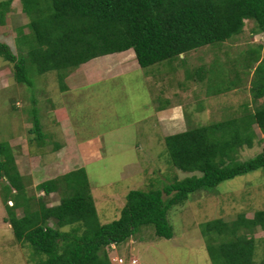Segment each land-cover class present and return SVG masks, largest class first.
Wrapping results in <instances>:
<instances>
[{
    "label": "rangeland",
    "instance_id": "1",
    "mask_svg": "<svg viewBox=\"0 0 264 264\" xmlns=\"http://www.w3.org/2000/svg\"><path fill=\"white\" fill-rule=\"evenodd\" d=\"M30 20L24 0H13L0 26V43L19 55V30L22 27L30 34ZM254 26L253 21H246L243 34L233 42L189 52L186 62L166 61L142 68L132 51L112 65L106 58L94 59L69 73L74 75L65 80L69 87L65 92L59 71L40 74L34 70L30 87L17 80L14 64L0 57V143L11 148L28 195L36 202L45 198L49 207L56 205L65 192L48 197L38 186L85 167L101 222L107 224L120 218L130 191L162 189L174 179L192 176L173 167L165 138L222 120L226 114L238 116L243 104L255 106L249 91L251 71L241 60L223 64L227 50L241 51L264 41V35L252 36ZM256 66L253 64V71ZM198 69H207L202 70L203 83L189 76L198 75ZM213 77L223 82L219 96H215ZM228 77L236 83L241 80V88L229 92ZM36 121L43 127L42 137L32 132ZM255 129L259 137L252 148H241V162L264 151L263 135L258 126ZM4 184L9 182L0 181V264H34L39 259L36 251L19 242L5 221ZM259 210H264V168L226 180L215 190L192 194L169 212L175 232L172 239L158 237L153 226H145L128 242L110 250L112 264H121L115 258L123 259V264H133L132 260L136 264H214L202 224L217 218L232 223L243 212L251 218ZM17 213L22 216L23 209ZM255 237L263 243L264 230L259 228ZM263 257L264 247L257 245L255 264H261Z\"/></svg>",
    "mask_w": 264,
    "mask_h": 264
},
{
    "label": "trees",
    "instance_id": "2",
    "mask_svg": "<svg viewBox=\"0 0 264 264\" xmlns=\"http://www.w3.org/2000/svg\"><path fill=\"white\" fill-rule=\"evenodd\" d=\"M12 3L0 1V26ZM24 11L31 19L30 34L22 27L19 30V55L0 43V57L13 63L17 80L30 87L34 70L59 71L62 92L69 89L65 80L72 70L103 56L133 49L139 65L148 68L166 61L186 62L189 52L231 43L243 34L246 21L255 24L252 36L264 35V0H24ZM237 50H227L223 64L241 60L251 71L249 91L255 106L243 104L238 116L226 114L222 120L167 136L171 164L193 175L174 179L162 189L130 191L120 218L110 223L101 222L85 167L38 186L48 197L65 192L49 207L45 198L37 203L28 195L11 148L0 143V181L9 182L2 192L8 212L5 221L19 242L36 251L39 259L34 264H112L110 247L128 242L145 226H153L158 237L172 239L169 212L173 207L198 191L215 190L226 180L264 168V151L250 160H238L241 148H252L259 137L255 126L264 141V41ZM253 64H257L254 71ZM202 70L207 69L189 76L203 83ZM236 73L241 75L239 69ZM213 79L219 96L222 81ZM231 80L229 92L241 88V80ZM40 125L36 121L32 131L38 137L44 134ZM18 209H23L22 216ZM247 215L241 213L232 223L217 218L202 224L214 264H255L257 245L264 247V240L259 244L255 237L259 228L264 230V210L251 218Z\"/></svg>",
    "mask_w": 264,
    "mask_h": 264
},
{
    "label": "crops",
    "instance_id": "3",
    "mask_svg": "<svg viewBox=\"0 0 264 264\" xmlns=\"http://www.w3.org/2000/svg\"><path fill=\"white\" fill-rule=\"evenodd\" d=\"M129 51H132V52L135 53V51H134L133 49H132V50H129ZM129 51L122 52V53H115V54H111V55L103 56V57H100V58H106L105 60H108L109 63H111V65H112V63H113V64H116L117 62L122 61V60L125 58L124 54H126V53L129 52ZM116 56H117L118 58H115ZM97 59H99V58H97ZM95 60H96V59H95ZM92 61H93V60H92ZM88 63H89V62H88ZM73 75H74V74L70 75V76L68 77V79H69L70 77H72ZM174 110H175V112H177V108H175Z\"/></svg>",
    "mask_w": 264,
    "mask_h": 264
},
{
    "label": "built area",
    "instance_id": "4",
    "mask_svg": "<svg viewBox=\"0 0 264 264\" xmlns=\"http://www.w3.org/2000/svg\"><path fill=\"white\" fill-rule=\"evenodd\" d=\"M117 245L116 244H113L112 246H111V249L113 250H116L117 249V247H116ZM116 260H118L120 263H124V260L123 259H121V258H116ZM132 263L133 264H136L137 263V260H132Z\"/></svg>",
    "mask_w": 264,
    "mask_h": 264
},
{
    "label": "clouds",
    "instance_id": "5",
    "mask_svg": "<svg viewBox=\"0 0 264 264\" xmlns=\"http://www.w3.org/2000/svg\"><path fill=\"white\" fill-rule=\"evenodd\" d=\"M132 50V49H131ZM136 55V54H135ZM111 248V247H110ZM111 250V249H110ZM115 261H118V260H116V258H115ZM120 263V262H119ZM121 264H123V263H121Z\"/></svg>",
    "mask_w": 264,
    "mask_h": 264
}]
</instances>
